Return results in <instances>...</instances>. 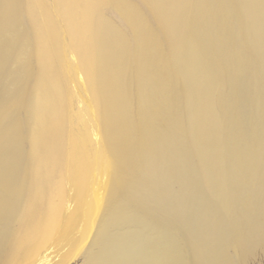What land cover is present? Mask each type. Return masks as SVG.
<instances>
[{
    "label": "bare ground",
    "instance_id": "1",
    "mask_svg": "<svg viewBox=\"0 0 264 264\" xmlns=\"http://www.w3.org/2000/svg\"><path fill=\"white\" fill-rule=\"evenodd\" d=\"M76 257L264 264V0H0V264Z\"/></svg>",
    "mask_w": 264,
    "mask_h": 264
},
{
    "label": "rangeland",
    "instance_id": "2",
    "mask_svg": "<svg viewBox=\"0 0 264 264\" xmlns=\"http://www.w3.org/2000/svg\"><path fill=\"white\" fill-rule=\"evenodd\" d=\"M77 106V104H75ZM96 185V177L94 175L90 176L88 179V192L91 193L93 187ZM90 198V195L89 197ZM73 204L72 202L69 203ZM92 216L84 214V208L82 205H77L74 211H70L69 208H63L62 219L63 225L65 226L64 235L53 237L49 242L46 243L45 247L41 250V253L47 252L49 254H63L66 251L75 250L82 241L85 240V235H82L83 227H85L86 221L90 220ZM88 217V218H87ZM67 229V230H66ZM30 261L27 264H31ZM82 261L79 258H72L67 264H81Z\"/></svg>",
    "mask_w": 264,
    "mask_h": 264
}]
</instances>
